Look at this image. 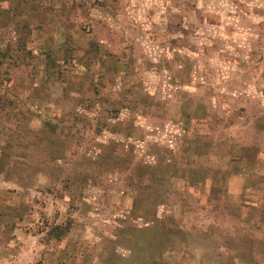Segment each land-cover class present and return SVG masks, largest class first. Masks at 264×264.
<instances>
[{
  "label": "rangeland",
  "instance_id": "1",
  "mask_svg": "<svg viewBox=\"0 0 264 264\" xmlns=\"http://www.w3.org/2000/svg\"><path fill=\"white\" fill-rule=\"evenodd\" d=\"M0 264H264V0H0Z\"/></svg>",
  "mask_w": 264,
  "mask_h": 264
},
{
  "label": "crops",
  "instance_id": "2",
  "mask_svg": "<svg viewBox=\"0 0 264 264\" xmlns=\"http://www.w3.org/2000/svg\"><path fill=\"white\" fill-rule=\"evenodd\" d=\"M55 40H56V38H54V37H53V39H48L47 38L45 41H44V39L41 38L40 41H37V43H38V45L40 44V46L42 44V46H45V47H48V46L53 47L54 43L56 42ZM34 54L37 55V56L39 55L36 52ZM83 56H85V52H84ZM46 58L49 59L47 56H46Z\"/></svg>",
  "mask_w": 264,
  "mask_h": 264
},
{
  "label": "built area",
  "instance_id": "3",
  "mask_svg": "<svg viewBox=\"0 0 264 264\" xmlns=\"http://www.w3.org/2000/svg\"><path fill=\"white\" fill-rule=\"evenodd\" d=\"M148 158H149V157H148ZM148 158H147V159H148ZM150 160H151L150 162H152L154 159L152 158V159H150Z\"/></svg>",
  "mask_w": 264,
  "mask_h": 264
}]
</instances>
